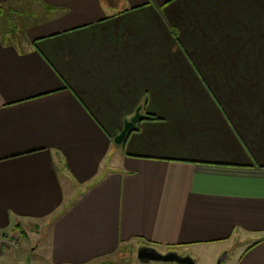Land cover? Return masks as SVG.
I'll list each match as a JSON object with an SVG mask.
<instances>
[{"label": "crops", "instance_id": "crops-1", "mask_svg": "<svg viewBox=\"0 0 264 264\" xmlns=\"http://www.w3.org/2000/svg\"><path fill=\"white\" fill-rule=\"evenodd\" d=\"M17 227L0 264L33 243L32 264H264V0H0V237Z\"/></svg>", "mask_w": 264, "mask_h": 264}, {"label": "water", "instance_id": "water-1", "mask_svg": "<svg viewBox=\"0 0 264 264\" xmlns=\"http://www.w3.org/2000/svg\"><path fill=\"white\" fill-rule=\"evenodd\" d=\"M145 116L137 109L136 114L125 122L122 131L115 137V142L121 144L127 137L128 133L134 129L135 125L140 122ZM137 258L140 262L148 264L150 262H166V263H177V264H196L195 259L190 255H181L177 251H168L166 253L160 252L153 246H141L137 252ZM222 263V258L218 260L217 264ZM17 264H32L31 260L28 259L25 263Z\"/></svg>", "mask_w": 264, "mask_h": 264}, {"label": "rangeland", "instance_id": "rangeland-1", "mask_svg": "<svg viewBox=\"0 0 264 264\" xmlns=\"http://www.w3.org/2000/svg\"><path fill=\"white\" fill-rule=\"evenodd\" d=\"M23 232H25V231L21 230V228L17 227V228L14 229V234H10V233L2 234V236L0 237V245H1L0 255L3 254V252H5L7 250L6 248H9V247L16 248L18 246V244H19L20 238H22L20 236H22ZM31 238L34 239L33 236H31ZM135 249L133 250L131 248H125V249L119 251L117 254H115L112 258L104 260L103 264L118 263V262H121V261H127V262L128 261H130V262L132 261V262H136V263L140 262L138 260V258H137L138 250H135ZM203 249H205V248H203ZM211 249L212 248L210 246H208L206 248V251H211ZM173 251H177L181 255H189V254H186L187 251H185V250L177 249V250H173ZM196 251H197V249L195 248V252L194 251L193 252L195 253V255H196L195 257L196 258H194V259H196L195 261H197V264H199V261H200L199 258L200 257H199V254L198 255L196 254ZM41 252H42L41 249H37V250H35V253H34V243H33L32 244V248H31V260L35 261L38 258L37 257L38 254H40ZM166 252H168V251H164L162 253H166ZM189 253L192 254L191 251H189ZM4 258L7 259L8 258V254L4 255ZM221 258H219V259H221Z\"/></svg>", "mask_w": 264, "mask_h": 264}, {"label": "built area", "instance_id": "built-area-1", "mask_svg": "<svg viewBox=\"0 0 264 264\" xmlns=\"http://www.w3.org/2000/svg\"><path fill=\"white\" fill-rule=\"evenodd\" d=\"M0 248H1V245H0Z\"/></svg>", "mask_w": 264, "mask_h": 264}, {"label": "trees", "instance_id": "trees-1", "mask_svg": "<svg viewBox=\"0 0 264 264\" xmlns=\"http://www.w3.org/2000/svg\"><path fill=\"white\" fill-rule=\"evenodd\" d=\"M135 129V128H134ZM133 130V129H132ZM18 226V225H17Z\"/></svg>", "mask_w": 264, "mask_h": 264}]
</instances>
